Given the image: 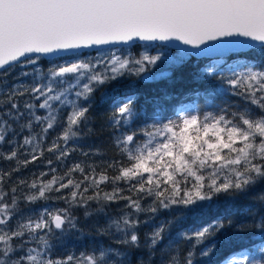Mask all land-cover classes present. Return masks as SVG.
Here are the masks:
<instances>
[{"label":"snow or ice","instance_id":"1","mask_svg":"<svg viewBox=\"0 0 264 264\" xmlns=\"http://www.w3.org/2000/svg\"><path fill=\"white\" fill-rule=\"evenodd\" d=\"M224 37L245 38L231 40L222 46L228 51L239 55L242 49L255 48L254 44L248 43L251 40L261 45L260 55L264 56V0H0V70H5L3 75H7V70L13 66L35 65L41 56L61 52L128 44L136 40H176L199 49L208 41ZM206 51L202 49L195 55ZM160 59V55L145 54L136 59L113 53L107 60L106 71L98 72L96 67L105 63L101 55L96 64L77 60L54 66L49 70L47 83H35L24 87L23 91L18 87L11 89L5 99L0 100V105L7 107V111L0 113V144H4L8 133L13 131L9 120L18 121L25 114L16 102L18 96L31 93L35 100L42 99L38 107L45 109L47 114L37 115L36 105L26 102L23 107L30 119L21 127L31 133L35 122L42 126L40 134L25 136L22 145L0 153V156L5 160H16L18 165L25 167L37 161L43 155L41 141L56 127L61 109L70 106L62 134L47 148L50 153H58L57 160L67 157L70 150L61 148L59 141L66 146L70 139L78 137L81 124L88 119L89 108L80 105L79 100L87 101L95 91V85L115 80L125 72L141 76L148 71V66L156 65ZM242 67L244 70H232L228 77L221 74L235 90L233 94L248 101L236 111L226 107L196 114L181 111L175 118L153 121L136 130L131 129V124L139 118L133 108L134 96L112 98L114 110L109 117V126L113 129V144L122 160L108 167L115 168L116 174L97 173L94 167L88 174L77 163L63 175H53L47 182L38 184L33 180L28 187L36 192L23 198L35 202L46 199L48 192L71 189L69 197H59L70 207H87L89 201L100 203L122 199L135 212L155 213L158 207L188 206L211 200L221 193H247L256 184L264 182V64L255 66L245 62ZM204 71L209 76L214 74L212 68ZM69 74L75 76L74 83L66 81ZM21 75L29 73L22 72ZM84 78L87 82L81 86L80 81ZM64 84L67 86L59 87ZM73 94L76 100L69 98ZM7 143L14 145L15 141L7 140ZM24 146L31 148V160H19L18 149ZM38 150L39 155L36 154ZM52 163V160L48 161L49 165ZM76 172L82 179L74 178ZM6 175L11 173L0 172V264H153L155 250L164 240L165 225L156 227L141 245L136 231L139 221L127 215L98 229L103 235L120 233L115 243L126 251L109 246L98 252L81 253L79 257L52 258L47 234L53 229L61 232L66 227L75 229L76 218L69 209H59L45 211L35 220L17 221L14 228L9 227L18 211V197L15 195L17 188L13 187L11 202L7 201L9 193L3 189ZM44 175L47 174L41 173ZM120 182L129 184V191H134L137 198L122 195ZM108 183L113 185L112 191L102 192L100 186ZM90 188L94 194L85 196ZM140 194L154 197L153 205L143 209ZM258 199L264 201V194ZM88 215L90 213L86 211L85 216ZM222 227V219L217 218L191 235H182L186 239L194 237L196 243L201 244ZM252 227L259 229L264 239V216L254 219ZM113 228L115 232L110 233ZM237 230L249 229L241 225ZM41 232L45 235H38ZM26 236L27 240L24 239ZM32 241H37L40 247L25 249ZM141 248L148 249V258L137 256L133 261L132 252ZM214 248L215 242L203 248L200 255L207 257ZM261 251L264 252V247ZM193 255L188 251L181 260L171 254L164 264H193ZM238 255V259L226 258L225 264H264V259H256L254 255L250 259L247 252Z\"/></svg>","mask_w":264,"mask_h":264},{"label":"trees","instance_id":"2","mask_svg":"<svg viewBox=\"0 0 264 264\" xmlns=\"http://www.w3.org/2000/svg\"><path fill=\"white\" fill-rule=\"evenodd\" d=\"M133 42L126 45L84 49L69 54L46 57L41 56L35 65L13 66L7 70V75L0 70V100L5 99L6 93L13 88H19L23 91L24 87H31L35 83H47L49 70L60 64L72 63L74 60H86L88 56L99 53L105 49H115L120 54H128L131 57H141L143 52L150 48L152 52L165 54L169 51L176 55L179 50L168 44L155 42ZM261 45H255V48L241 50V54L230 52L222 55V63L217 64L212 57L198 56L187 53L180 61L171 60V62L162 68L159 72L150 71L143 73L141 76L127 75L119 76L115 80H109L105 84L95 85V91L90 98L85 101L82 98L79 104L89 108L87 121L81 124L79 136L70 139L65 146L63 141H59L61 148H67L70 153L67 157L57 160L58 153L48 152L47 148L52 142L62 134L63 127L66 125V117L71 110L70 106L61 109L58 116L56 127L49 131L47 136L41 141L40 148L43 149V155L27 166L33 165V171L23 175L20 171H14L12 164L16 160H5L0 156V172L11 173L6 175L3 181V189L8 192L7 201L11 202V188L16 187L15 195L18 197V211L15 215H27L22 218L21 223L27 222L28 218L35 219L36 210H29L35 205V202H28L23 197L36 192L30 189L28 185L36 180L39 184L41 181L47 182L53 175H63L69 168L79 163L85 168V172L90 174L91 168L96 172L106 171L109 176L116 174L115 168L108 167L113 162L122 160L119 152L112 141L113 129L109 126V117L113 112V100L123 99L125 96H134L133 108L139 114V118L131 124V129L139 130L145 124L151 125L153 121L166 120L175 118L180 113L181 107L189 104L188 114L216 112L221 107L228 108L229 111H236L248 104L242 96L234 95L235 90L231 89L223 77H228L232 70H244L242 65L250 62L252 65L260 66L264 64V56L260 55ZM214 64V66H213ZM207 68L213 69V75L209 76ZM22 72H28L29 75L23 76ZM222 74V76H221ZM66 81L75 82V76L69 74ZM86 79V78H84ZM83 80V79H81ZM82 82L80 81V84ZM67 84L59 87H66ZM72 100L77 98L73 95L69 97ZM16 102L20 106V111L24 116L18 121L9 120L12 124L13 131L7 135L6 142L0 144V153H7L13 147L23 144V138L30 135L27 128H22L30 117L24 109L26 102L36 105L34 111L37 115L44 116L47 114L45 109L38 107L41 100H35L31 93H25L18 96ZM56 107H59L57 104ZM7 111V107L0 105V113ZM41 125L33 122L31 134H40ZM7 140L15 141V144H8ZM29 146L18 149L19 160H31V155L26 154L30 150ZM39 155V150L36 153ZM27 155V156H26ZM52 160L49 165L48 161ZM52 169L56 171L53 172ZM24 171H27L24 168ZM41 173L47 175L41 176ZM18 176L15 178V176ZM74 178L82 179L81 174L76 172ZM14 179V180H12ZM20 181H25L21 184ZM102 192H111L113 185L111 183L100 186ZM119 187L122 189V195L137 198L134 191H129L130 185L120 182ZM71 189H64L61 192H48L47 198L52 202L60 203L65 209H69L72 216L76 218L77 227L69 228L67 231L59 232L51 236L50 256L54 259H63L67 255L79 257L81 253L89 254L93 251L98 252L101 249L120 248L126 251L115 240L120 237V233L103 235L99 234L100 227H107L113 220H119L127 215L131 219L139 221L136 229L140 236L141 245L145 243L146 237L160 225H165L164 240L157 246L152 257L153 264H164L168 256L176 254L179 259H183L188 251H192L193 264H220L221 261L240 250H245L251 259L253 255L256 259H264V252L261 251L264 239L259 229L252 227L253 220L264 216V201L258 199L260 194H264V182L256 184L247 193L244 194H225L221 193L213 196L211 200L197 201L195 204L185 206L183 204L172 205L167 209L159 208L153 213L150 211L135 212L127 207V201L118 200L116 202L89 201L87 207L71 206L59 197H69ZM82 191V189H81ZM94 194L93 189H89L85 196ZM140 203L143 209H148L153 205L154 197L140 194ZM39 200V199H38ZM127 214L124 215V210ZM90 215L85 216V212ZM14 215V216H15ZM221 218L223 227L214 231L213 235L205 239L201 244H197L195 238L186 239L183 233L191 235L195 230L207 225L213 220ZM245 225L249 230L240 232L237 229ZM114 233L115 229H110ZM19 241H16L18 243ZM171 243V247L169 244ZM215 242V248L204 257L200 255L203 248ZM36 245V244H35ZM33 246V245H32ZM27 245H25V248ZM243 250V251H244ZM132 259L135 261L137 256L148 258V249L141 248L132 252Z\"/></svg>","mask_w":264,"mask_h":264},{"label":"rangeland","instance_id":"3","mask_svg":"<svg viewBox=\"0 0 264 264\" xmlns=\"http://www.w3.org/2000/svg\"><path fill=\"white\" fill-rule=\"evenodd\" d=\"M151 44H156V43L151 42ZM106 48H108V47H106ZM177 49L179 50V52H177L176 55H172L169 51L165 52L166 53V55H165V54L158 53V52H152L150 50V48H147L143 52L142 55H145V54L146 55H151V56L160 55L161 59H160V61H158L156 63V65L148 66V71L146 73H149L150 71H155L157 68H158V70L156 72H159L162 68L167 66L171 62V60L180 61V59L184 55L185 56L188 55L187 53L193 54L189 50L180 49V48H177ZM113 53L115 55H117V56L122 57V58L129 56L128 54H120L115 49H105V50L100 51L99 53H95V54H92V55L88 56V58L85 61H91L93 64H96L97 58H99L102 55L104 57L105 63H102V64L98 65L96 67V71L104 72V71H106L107 60L110 58L111 54H113ZM229 53L230 52L228 50L224 49V50L218 52V54L215 55L214 57H212L211 59H213V61H215L217 64H220V63H222V61H221L222 58H220V56L225 55V54H229ZM205 56H207V55H205ZM133 58L139 59L140 57H133ZM78 60H80V59H78ZM76 61L77 60H74L73 62H76ZM213 66H214V64H213ZM125 74L131 75V74L127 73V72H125ZM81 82H82L81 83V86H82L83 83L87 82V79H83V80H81ZM188 108H189V104H185V105H183L181 107L180 112L183 111L184 113L188 114V111H187ZM30 135H33V134L30 133ZM26 152H27L26 154H28V156H29V153L31 152V149L27 150ZM21 161H23V160H21ZM32 167H33V165L26 166V167L23 164L18 165L17 161H16L15 164H12V169L13 168H19L20 173H22L23 175H25L26 173H31L33 171ZM24 168H26L27 171H24ZM17 177L18 176L16 175L15 178H17ZM12 180H14V179H12ZM35 203H36L35 205H33L32 207L29 208V210H34V209L36 210L37 216L35 217V219H37L45 211L56 212L59 209H65L62 204L56 203V202H52V200H49V199H39V200H36ZM126 212H127V209L124 210V215L127 214ZM25 216H27V215L18 214V215L13 216L12 220L10 221L9 227L14 228L16 226V224H17V221L21 222L22 218L25 217ZM35 219H33V220H35ZM68 229H69V227H66L64 231H67ZM59 232H61V231L53 229L52 233H48L47 234L48 240L50 241L51 236H53V234H58ZM38 235H45V233L41 232ZM24 239L27 240L28 237L26 236ZM26 245H27L26 248H28V247H34V248L35 247H40V245L38 244L37 241H32L31 243H28ZM262 247H264V244L262 245ZM243 250L237 251L235 253H231V255H228L227 257H225L221 261L220 264H225L226 258H229V257H231L233 259H238L239 258L238 254L245 252V250L244 251Z\"/></svg>","mask_w":264,"mask_h":264},{"label":"water","instance_id":"4","mask_svg":"<svg viewBox=\"0 0 264 264\" xmlns=\"http://www.w3.org/2000/svg\"><path fill=\"white\" fill-rule=\"evenodd\" d=\"M234 39H245V38H242V37H224V38H221L219 40L208 41L205 45H201V47L199 49L192 48L190 45H184L182 42L176 41V40L157 41V42L168 44V45H171V46L177 47V48L190 49L193 53L200 52L202 49H207V51L204 52V54H202V55H207L209 57H214L215 55L218 54V52H220L219 49H223V50L226 49L227 50L226 47H222V46L228 45L229 42L231 40H234ZM132 42H142V41L136 40V41H132ZM132 42H129V43H132ZM146 42H152V41H146ZM248 43L254 44V45H258L259 44L258 42L251 41V40H249ZM120 45H125V44L118 43V44L103 45V46L93 47L92 49H95V48H106V47H113V46H120ZM87 49H91V48H87ZM81 50H84V49L68 51V52H61V53H59L57 55H49V57L58 56V55H62V54H69V53L77 52V51H81ZM242 50H245V49H242ZM229 52H231V51H229Z\"/></svg>","mask_w":264,"mask_h":264},{"label":"bare ground","instance_id":"5","mask_svg":"<svg viewBox=\"0 0 264 264\" xmlns=\"http://www.w3.org/2000/svg\"><path fill=\"white\" fill-rule=\"evenodd\" d=\"M181 49H184V48H181ZM185 50H189L190 52H192L190 49H185ZM220 51H222L223 49H219Z\"/></svg>","mask_w":264,"mask_h":264}]
</instances>
